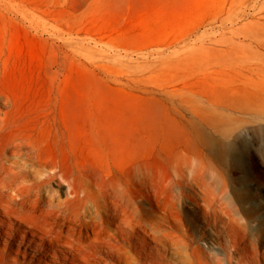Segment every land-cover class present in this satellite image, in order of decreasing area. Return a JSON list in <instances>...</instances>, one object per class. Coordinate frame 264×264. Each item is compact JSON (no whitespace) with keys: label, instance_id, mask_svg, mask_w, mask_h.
I'll return each instance as SVG.
<instances>
[{"label":"rangeland","instance_id":"1","mask_svg":"<svg viewBox=\"0 0 264 264\" xmlns=\"http://www.w3.org/2000/svg\"><path fill=\"white\" fill-rule=\"evenodd\" d=\"M9 178L0 264H264V0H0Z\"/></svg>","mask_w":264,"mask_h":264},{"label":"bare ground","instance_id":"2","mask_svg":"<svg viewBox=\"0 0 264 264\" xmlns=\"http://www.w3.org/2000/svg\"><path fill=\"white\" fill-rule=\"evenodd\" d=\"M5 167L8 168L9 166H5ZM7 182H10V183L4 184V185L2 184L0 186V208H1L2 212H4L5 215L9 218L14 216V217H17L18 219L27 221V218H25L24 214L22 212H20L19 208L17 207L18 203L13 201L15 198L12 195V192L8 191L9 189L7 191H4V188L7 187V188H11V190H13L15 192L16 191L18 192V190H19L18 186L17 185L13 186V184L11 183V182H13L11 180V178H9V180ZM69 188H70V190L68 189L69 193L73 192L75 195H79L81 192H85L82 188L79 189V187L74 185L72 182H69ZM15 195H17V194H15ZM102 196L104 199L103 203L105 205H108L109 202L112 203L115 207H116V205H119L118 202H120L121 204H124L123 203L124 200L122 199V197L120 196V194L118 193V191L116 189L115 190L111 189V192L107 191ZM17 202H18V200H17ZM83 202L85 203V205H83L82 209H79V211L77 212V215H78L77 217L80 220V225L83 227L84 226L86 227V230H87V236H85L86 240L91 241L95 238L90 233L91 225H93V222H95V220L97 218H99V221L101 222V224L108 222L107 217H104L100 212L102 210L104 213H106V211L108 209H107V207H105V205L103 206L102 204L99 203L98 200H95L93 198H90L87 200L83 199ZM87 202H90V204ZM22 207H23V205H22ZM108 208H109V206H108ZM127 224L129 225V227L132 226V224L129 221H127ZM72 225H73V223H72ZM135 225H137L145 233H148V235H152L153 236L152 240L154 242L156 241V237H154V235L158 232L157 228H155V227L149 225L147 222L141 221V220H138ZM117 230H118V232L123 234V229L120 226L117 227ZM91 231H92V228H91ZM106 244H107L106 247L108 248V250L106 249L104 251V253H101L99 250H96V253H98V254L94 253L95 256L98 257V264H108L109 262H110V264H113L110 259L113 258V256L115 257V254L117 256L122 255L121 247L117 243L111 242L110 240H106ZM86 246H87L86 243H81L76 247V249H77L76 253L73 251L70 252L71 255L78 256L77 257L78 259L75 258V260L80 259V260L86 261L88 259V256L90 254H88L86 256L82 255L83 251L85 252L87 250ZM113 252L115 254H113ZM46 254H49V252L47 251Z\"/></svg>","mask_w":264,"mask_h":264}]
</instances>
